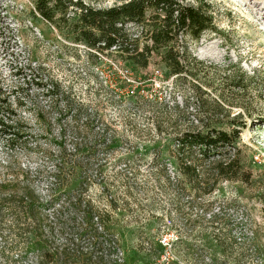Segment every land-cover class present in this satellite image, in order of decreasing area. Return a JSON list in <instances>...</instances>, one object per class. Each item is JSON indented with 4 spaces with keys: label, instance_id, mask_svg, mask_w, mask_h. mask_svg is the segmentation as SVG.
Wrapping results in <instances>:
<instances>
[{
    "label": "rangeland",
    "instance_id": "1",
    "mask_svg": "<svg viewBox=\"0 0 264 264\" xmlns=\"http://www.w3.org/2000/svg\"><path fill=\"white\" fill-rule=\"evenodd\" d=\"M208 1L216 29L198 40L183 37L191 45L189 51L204 63L199 80L184 82L163 64L152 62L143 68L116 51L92 50L91 55L66 28L35 12L32 0H0V88L14 90L13 105L19 98L31 107L49 109L53 96L27 83L29 66H43L45 77L71 85L77 96L97 104L93 107L116 132V142L106 147L99 128L89 130L87 146L79 154L88 160L92 179L85 193L105 206L104 180L117 197L113 228L128 264L156 258L161 253L160 234H168L171 242L175 234L183 237L175 252L186 264H264V0ZM193 83L202 89L196 91ZM133 93L152 101L138 105L125 98ZM213 98L222 107L214 109ZM213 110L221 113L213 115ZM236 116L245 126L237 147L249 180L217 179L207 170L202 177L188 178L179 167L176 135L207 123L229 129ZM41 134L22 142L0 137V175L24 169L48 197L51 187L58 193L66 189L61 187L63 156L53 138ZM68 151L74 152L72 145ZM217 158L205 161L204 167ZM78 185L75 181L71 189ZM10 247L0 239V264L17 258ZM28 261L35 262V257Z\"/></svg>",
    "mask_w": 264,
    "mask_h": 264
},
{
    "label": "trees",
    "instance_id": "2",
    "mask_svg": "<svg viewBox=\"0 0 264 264\" xmlns=\"http://www.w3.org/2000/svg\"><path fill=\"white\" fill-rule=\"evenodd\" d=\"M32 1L35 12L58 28H66L75 41L91 49V55L92 50L101 54L116 51L124 60L143 68L152 62L163 64L169 74L184 82L199 80L204 63L189 51L191 45L188 40L183 41V37L198 40L207 30L216 29L213 5L208 0H193L194 3L189 0H124L111 6L94 4L101 0ZM130 24L137 26L139 32L132 30ZM182 41L183 50L180 49ZM29 69L27 83L46 88L53 100L46 111L31 107L19 98L14 106L11 100L14 90L8 93L0 88V137L8 142L37 139L43 136L41 133H46L45 138L52 137L63 156L61 187L66 186V189L58 193L57 188L51 187L48 197H43L24 169L16 175L10 172L0 175V239L11 245L10 250L17 257L4 264L19 260L21 264H121V244L113 228L117 197L111 194L112 188L104 178L100 179L104 183L103 191L108 192L105 206L85 193L92 179L88 174V160L79 154L87 146L89 130L98 127L106 147L116 142V132L93 107L97 104L77 96L71 85L64 86L60 80L45 77L41 74L43 66L31 65ZM193 86L196 91L202 89L199 83ZM125 98L138 105L152 101L134 93ZM154 100L158 102L157 98ZM211 105L214 109L222 107L216 98ZM28 113L33 118L27 116ZM212 113L221 112L213 110ZM56 126L57 134L53 132ZM230 127L224 129L207 123L176 135L179 167L188 178L202 177L207 170L217 179L249 180L250 176L244 178L237 147L245 126L236 116ZM68 145H72L74 152L68 151ZM212 157L218 158L213 165L204 167L205 161ZM75 181H79L75 189L78 192L71 189ZM223 225L227 228L229 222ZM31 256L35 257V262L28 261Z\"/></svg>",
    "mask_w": 264,
    "mask_h": 264
},
{
    "label": "built area",
    "instance_id": "3",
    "mask_svg": "<svg viewBox=\"0 0 264 264\" xmlns=\"http://www.w3.org/2000/svg\"><path fill=\"white\" fill-rule=\"evenodd\" d=\"M160 235L158 243L161 248V253H159V255L152 261H148L146 264H186L180 259V255L175 252L176 245L181 239H183V237L179 234H175V240L174 242H171L168 234ZM119 262L121 264H128L122 250L120 251Z\"/></svg>",
    "mask_w": 264,
    "mask_h": 264
}]
</instances>
